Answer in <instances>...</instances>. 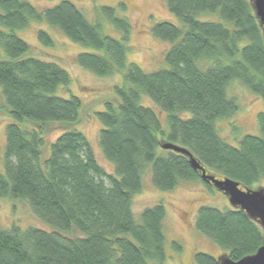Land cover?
Wrapping results in <instances>:
<instances>
[{
	"label": "trees",
	"instance_id": "trees-1",
	"mask_svg": "<svg viewBox=\"0 0 264 264\" xmlns=\"http://www.w3.org/2000/svg\"><path fill=\"white\" fill-rule=\"evenodd\" d=\"M164 1L183 27L162 21L152 28L153 37L171 46L168 69L146 74L127 63L133 25L117 14L125 12L124 5L98 8V16L119 33L114 37L68 0L46 10L27 0H0L1 111L8 117L0 199L26 203L50 227L0 229V264H164V204L139 218L133 211L143 176L150 169L154 187L162 192L203 182L190 159L163 149L165 144L187 150L208 174L243 188L264 183V113L257 118L261 135L245 136L238 146L228 144L216 127L240 109L229 94L231 83H241L264 100V32L251 1ZM216 14L218 22L201 19ZM34 22L87 48L76 58L81 68L101 78L123 76V85L115 89L119 101L106 102L94 114L101 125L99 145L113 174L99 165L76 127L81 99L57 96L71 84L68 72L37 58L17 36ZM38 40L54 47L46 31H39ZM142 96L151 103L143 104L153 108L141 105ZM52 125L64 130L47 149ZM195 227L236 262L264 244L260 226L240 210L201 207ZM172 248L183 250L177 243ZM194 264H217V259L196 253Z\"/></svg>",
	"mask_w": 264,
	"mask_h": 264
},
{
	"label": "rangeland",
	"instance_id": "rangeland-1",
	"mask_svg": "<svg viewBox=\"0 0 264 264\" xmlns=\"http://www.w3.org/2000/svg\"><path fill=\"white\" fill-rule=\"evenodd\" d=\"M41 10L52 8L63 0H27ZM77 6L85 17L93 23L101 24L107 34L119 37L110 25L98 16V8L107 6L119 9L125 6V12L118 10L119 17H126L133 25L130 45L131 51L127 55V63L137 65L144 73L151 74L168 69L166 65V54L170 43L163 42L152 36V28L162 21H168L176 26L183 27L182 22L172 15L164 0H68ZM202 20L218 22L219 16H203ZM40 30L46 31L54 40V47H47L38 40ZM17 36L33 47V54L48 63H54L68 72L71 84L61 87L57 96L70 99L76 96L83 102L81 122L76 125L79 131H83L88 138L98 163L108 173H114V167L103 156L99 145V131L101 125L95 118L96 112L104 110L106 102H116L119 98L116 88L124 83L121 74L101 78L90 71L81 68L76 61L79 54L88 51L80 45H76L67 39L61 31L45 23H31L22 31L16 32ZM229 94L236 99L240 109L231 118L219 120L216 123L219 135L230 145L238 146L245 136H260L258 126V115L264 113V100L247 90L241 83L233 82L229 88ZM145 96L141 97V105H150ZM144 100V101H143ZM119 101V100H118ZM144 103V104H143ZM3 106L0 91V174L5 172V149L6 135L5 127L8 124L7 115L1 111ZM165 131L168 129L166 117L160 114ZM27 126H30L27 125ZM64 130L63 126L52 125L48 131V146L54 142ZM221 178V177H220ZM264 188V183L249 188ZM160 203L166 208L165 235L167 239V261L164 264H194L196 253L207 254L214 258L224 255L223 251L204 235L199 233L195 227V218L201 207H212L220 211L233 209L229 199L215 187L206 186L203 182L181 183L171 192L157 190L152 182V172L149 169L143 176V192L134 199L133 211L139 218L140 214ZM17 224L22 229L28 227H50L38 221L29 206L24 202L15 203L8 199H0V229H9ZM41 229V228H38ZM46 230V231H47ZM264 234V233H263ZM172 243L182 247L178 253L172 248Z\"/></svg>",
	"mask_w": 264,
	"mask_h": 264
},
{
	"label": "water",
	"instance_id": "water-1",
	"mask_svg": "<svg viewBox=\"0 0 264 264\" xmlns=\"http://www.w3.org/2000/svg\"><path fill=\"white\" fill-rule=\"evenodd\" d=\"M264 32V0H250ZM165 150L183 154L190 159L192 168L201 173V179L208 185H212L218 191L223 193L235 210H240L257 225L264 233V188L249 189L243 188L240 183L227 178H218L215 175L208 174L199 162L185 149L165 144L162 146ZM217 264H264V244L258 251L250 256L244 257L239 261H233L228 255L217 258Z\"/></svg>",
	"mask_w": 264,
	"mask_h": 264
}]
</instances>
